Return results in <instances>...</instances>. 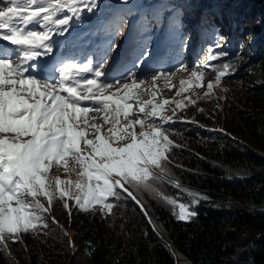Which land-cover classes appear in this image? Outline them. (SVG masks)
Segmentation results:
<instances>
[{"label": "snow or ice", "instance_id": "snow-or-ice-1", "mask_svg": "<svg viewBox=\"0 0 264 264\" xmlns=\"http://www.w3.org/2000/svg\"><path fill=\"white\" fill-rule=\"evenodd\" d=\"M0 5V41L7 42L0 47V254L11 258L10 244L24 245L26 234L47 236L44 230L50 228L49 215L57 199L69 216L75 209L94 211L102 218L114 216L115 209L130 200L158 235L160 230L143 200L145 193L170 206L177 221L190 222L196 217L194 206L207 197L183 188L173 179L169 165L173 148L183 147L170 139V125L197 122L177 117V110L187 106L182 101L155 102L156 82L162 77L171 81L175 72L152 75L144 89L150 98L142 100L139 93L144 79L129 74L101 81L110 65L106 53L95 65L91 58L83 63L69 59L55 66L37 65L38 58L54 52V37L64 36L85 12L96 11L98 0H0ZM141 22L160 25L163 14L152 20L142 17ZM169 24H173L172 17ZM227 55L208 49L201 69L215 72V80L206 84L203 98L210 100L214 87L230 74V63L219 67L212 63ZM204 74L203 70L191 71L196 87L203 85ZM185 85L193 87L191 80L181 79L177 95L187 91ZM201 98L197 93L188 97L187 104L195 105ZM83 102L91 103L84 106ZM170 104L175 107H166ZM166 111L171 114L165 115ZM70 157L78 166L77 179L64 180L58 175L53 183L50 171L68 173ZM164 184L187 193L190 201L180 202L166 194ZM51 223H58L55 217Z\"/></svg>", "mask_w": 264, "mask_h": 264}, {"label": "trees", "instance_id": "trees-1", "mask_svg": "<svg viewBox=\"0 0 264 264\" xmlns=\"http://www.w3.org/2000/svg\"><path fill=\"white\" fill-rule=\"evenodd\" d=\"M144 2L140 14L152 20L162 13L163 23L168 9L179 5L186 36L194 40L191 30L198 31L193 52L211 47L228 54L214 65H232L222 78L227 91L202 107L205 117L170 125V139L183 145L172 150L173 179L207 198L194 206L196 217L181 222L170 206L143 194L159 235L130 200L107 218L75 210L81 246L74 255L47 236L29 233L24 245L10 244L11 258L0 254V264H71L82 247L89 264H177L166 242L184 264H264V0H159L152 13L150 0ZM155 24L142 23V30ZM248 37L254 43L246 49ZM195 59L201 68L206 55ZM204 120L211 125L205 128ZM161 187L180 202L191 199L169 184Z\"/></svg>", "mask_w": 264, "mask_h": 264}, {"label": "rangeland", "instance_id": "rangeland-1", "mask_svg": "<svg viewBox=\"0 0 264 264\" xmlns=\"http://www.w3.org/2000/svg\"><path fill=\"white\" fill-rule=\"evenodd\" d=\"M98 3V9L92 14L85 12L80 22L73 21L72 26L64 36L54 37L57 43L54 45V52L52 55L54 54L62 57L63 54H72V57H66L60 60L65 62L69 59H74L75 62L83 63L87 62L88 58H91L93 60V65H95L100 59V55L106 53L110 56V65L105 69L106 76L101 77V81L111 82L113 79L121 76H128L129 74L135 76L137 80L144 79L146 84L141 86L139 93L140 99L142 100L150 98V94H146L144 89L149 87L148 82L151 81L152 75L160 72H167L169 74L175 72L171 81L162 77L156 82L155 87L158 90V95L155 97V102H161L163 99L184 102L187 106L177 110V117L183 120H188L191 116L195 120L199 117H205L206 111H199V109L208 105L210 101H216L219 93L222 95L225 93L227 85L221 80L220 83L214 87L211 99L203 98L204 92L206 91V84L209 81L215 80V72L211 69H201L195 61L196 56L199 54L207 56L208 50L207 48H201L198 51L199 54L193 52L195 48L193 45L199 43L198 31L191 30L195 35L194 40L186 36L184 32L185 29L182 28L184 21L177 15L180 10L179 5L175 4L170 7L173 11L170 12L168 19L163 24L158 25L156 23L153 27L142 30L141 18L143 15L140 14L139 10L146 7V2H144V0H129L127 4H122L120 0H98ZM158 3L159 0H150L149 6L151 13L152 11L156 12ZM128 11H133L132 16L126 14ZM144 16H146V14H144ZM121 17H123V21H121ZM169 17H172L173 20L171 27L169 24ZM198 18L199 14L195 13L194 19L198 21ZM175 26L182 28V30H176V28H174ZM98 38L103 41L99 42L93 48L95 43L90 41L94 39L98 40ZM78 40H80V42ZM253 40V37L247 38L246 49L251 48L254 43ZM81 43L85 47L89 45L88 51L76 55L77 52L73 49L79 47ZM146 53L147 56L145 55ZM60 66H62V64ZM178 68L182 70L176 71ZM193 70H203L205 73L203 85L200 87H196L195 80L191 78L190 74ZM88 78H93L92 74H88ZM181 79L191 80L193 87L188 89V86L185 85L184 87L187 91L177 95L180 89ZM197 93L202 98L199 99L195 105L187 104L188 97L191 96L194 98ZM90 103L91 102H83V105L88 106ZM166 107H175V105L170 104ZM164 114L170 115L171 113L166 111ZM89 115L94 116L96 114L90 113ZM204 122L205 128L211 125L209 120H204ZM76 169H78V166L74 164V158L70 157L69 172L63 173L62 170L57 171L54 168L50 171V177L53 183L58 175L61 179L75 181L77 179ZM62 187L68 189L69 185L64 184ZM72 191L73 194H76L74 189H72ZM51 217H55L58 223L52 224ZM75 218V209H73L72 215L69 216L68 212L62 208V202L57 199L54 201L49 215L50 228L44 230L47 232V237L58 242L59 246L63 249H69L72 255H74L81 246L79 234L74 223ZM39 236L45 235L40 234ZM69 241H71V246H69ZM166 245L170 246L168 248L173 253L177 264H184L182 258L174 251L173 247L168 242H166ZM87 258L88 249L82 247L76 262L71 264H89Z\"/></svg>", "mask_w": 264, "mask_h": 264}, {"label": "bare ground", "instance_id": "bare-ground-1", "mask_svg": "<svg viewBox=\"0 0 264 264\" xmlns=\"http://www.w3.org/2000/svg\"><path fill=\"white\" fill-rule=\"evenodd\" d=\"M98 40L101 42V41H103V40H101L100 38H98ZM87 48H88V46H87ZM83 50V49H85V46L84 45H80L78 48H76V50ZM43 59V61L42 62H52V65L55 63V62H57L58 60H59V56H57V55H52V54H50L49 56H47V57H43L42 58ZM41 62V63H42ZM36 63H37V65H39L40 64V62H38V60L36 61ZM51 65V66H52ZM86 103V102H85Z\"/></svg>", "mask_w": 264, "mask_h": 264}]
</instances>
